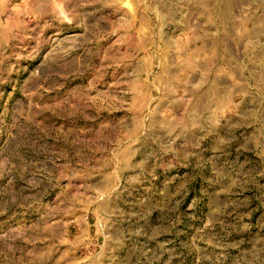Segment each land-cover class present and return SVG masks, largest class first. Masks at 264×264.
Instances as JSON below:
<instances>
[{
  "label": "rangeland",
  "instance_id": "374dc122",
  "mask_svg": "<svg viewBox=\"0 0 264 264\" xmlns=\"http://www.w3.org/2000/svg\"><path fill=\"white\" fill-rule=\"evenodd\" d=\"M0 264H264V0H0Z\"/></svg>",
  "mask_w": 264,
  "mask_h": 264
}]
</instances>
